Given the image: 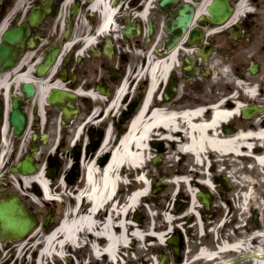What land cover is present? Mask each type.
Listing matches in <instances>:
<instances>
[{"label": "flooded vegetation", "instance_id": "obj_1", "mask_svg": "<svg viewBox=\"0 0 264 264\" xmlns=\"http://www.w3.org/2000/svg\"><path fill=\"white\" fill-rule=\"evenodd\" d=\"M161 1L0 0V43L10 27L24 26L27 36L23 45L16 46L19 65L11 74L9 94L28 116L25 150L35 140L39 146L37 163L42 157L49 159V173L60 185L55 187L71 193L86 186L89 164L100 169L108 162L139 101L148 113L154 109L177 113L178 129L161 128L150 141L151 150L160 156L156 165L159 179L168 175L167 166L175 173L190 174L193 185L201 184L199 179L207 172L210 228L211 221L222 218L216 204L264 202V162L259 165L257 161L264 156V0H228L232 11L220 23L207 19V0H169L160 6ZM64 5L69 11L60 16ZM187 6L193 7L195 20L184 30L177 28L171 37V18ZM35 7L41 10L37 22L31 24ZM203 14L205 19H201ZM171 44H175L172 49ZM170 54L172 63L166 72L161 65L154 87L151 71ZM47 57L52 63H46ZM41 65H45L42 75ZM124 77L126 88L116 103V90ZM28 83L34 85L33 95L23 91ZM58 91L74 96H65L59 104L51 102L49 96ZM186 114L195 123L207 121V159L202 164L196 165L193 154L185 148ZM234 137L238 153L220 151L208 141ZM17 151L14 143L7 161ZM7 161L0 168L4 174L0 203L20 194L6 180ZM245 174L250 178H242ZM31 185L35 192L36 184ZM256 190L260 197L252 200ZM247 193L250 196L246 197ZM20 196L37 226L40 213L28 196ZM70 203L75 200L70 198ZM51 212L42 222L46 230L58 220ZM258 218L252 215L247 221L263 228ZM35 228L27 234L29 240ZM243 229L253 232L248 225ZM1 234L0 223V239ZM236 234L245 233L236 230ZM12 244L10 237L2 244L11 257L16 253Z\"/></svg>", "mask_w": 264, "mask_h": 264}, {"label": "bare ground", "instance_id": "obj_2", "mask_svg": "<svg viewBox=\"0 0 264 264\" xmlns=\"http://www.w3.org/2000/svg\"><path fill=\"white\" fill-rule=\"evenodd\" d=\"M109 10H107L108 13ZM109 14V13H108ZM107 14V15H108ZM108 23V21L106 20ZM173 59V54H170L166 60L155 64L151 71L153 76V86H156L158 78V70L163 65V72L168 71ZM121 95V93L119 94ZM191 114V113H190ZM198 113L196 112L195 115ZM220 115V112L217 114ZM187 118V144L185 148L192 153L198 162H204L206 159L207 149V121L193 122L188 114ZM178 115L175 112H164L162 110H154L152 113L140 111L130 122L127 132L122 136L121 140L114 146L112 156L103 168H97L95 164L89 165L86 186L78 188L76 195L81 200L82 195L86 196L88 201H83L80 208L77 205H67L63 208V218L61 222L52 230L47 232L45 236L44 245L38 254L37 263L42 264L43 261H48L52 258H64L68 252L67 248H78L79 243L86 240L85 234H88L89 239L95 241L98 238V243L91 244L93 254L97 257L107 256L113 261L118 260V251L124 250L128 246L130 240H137L143 242L146 233L141 229V225L129 219L130 212L136 210L144 198L150 195L151 184L146 178L145 173L141 171L144 169L149 155L148 143L153 137V133L161 128L177 130L179 127ZM212 147L219 148L220 151L238 153V139L226 138L215 140H208ZM262 165L264 156L258 158ZM133 169L137 170V178L141 183V188L136 192L129 194L127 188H123L122 192L116 193L118 186L127 182L132 174ZM205 173V172H204ZM206 174V173H205ZM173 174L170 183L181 184L182 181L188 179L182 176ZM144 180V181H143ZM37 181L42 188L43 197L50 199V193L55 192L53 182L43 176V172L34 177L25 178V183ZM188 182V181H187ZM29 186L28 184H26ZM188 190L193 196L190 210L195 212L197 206H200L195 198V188L190 187ZM246 197L250 193L245 194ZM84 200V199H83ZM150 207V206H149ZM104 209L106 212L99 211ZM197 213V212H195ZM105 215V216H104ZM104 216V217H103ZM155 216V215H154ZM199 216V214H198ZM165 220L170 223L175 219L171 213L165 212ZM102 218V219H101ZM203 224V222H199ZM172 225L169 226L166 232L157 231L159 228L154 225L152 229V236L159 244H166L167 235L173 231ZM33 234V233H32ZM97 235V236H96ZM263 232H256L254 237L263 239ZM151 239V237H147ZM90 242V241H89ZM88 244V243H87ZM87 244L85 247H87ZM251 246L244 247L240 242L235 244H223L219 247V251L210 252L206 247L201 248L195 259L204 258L206 260H214L220 256L221 253L229 251L241 252L245 249H251ZM66 249V250H65ZM254 253L258 254L255 263L264 264V249L256 248ZM226 261L225 264H229ZM143 264H160L159 262L149 261L143 259ZM183 264H189L184 262Z\"/></svg>", "mask_w": 264, "mask_h": 264}, {"label": "rangeland", "instance_id": "obj_3", "mask_svg": "<svg viewBox=\"0 0 264 264\" xmlns=\"http://www.w3.org/2000/svg\"><path fill=\"white\" fill-rule=\"evenodd\" d=\"M138 78V77H137ZM136 78V79H137ZM135 79V80H136ZM54 145V144H53ZM52 145V147H53ZM150 147H152L150 145ZM149 153V155L156 156L159 152L155 151L154 149L152 150V152L150 150L147 151V154ZM57 159L59 160V154H56ZM51 158V157H50ZM41 159V163L44 161H49V159H47L46 157H42ZM152 159V158H151ZM191 160V159H190ZM9 161H12L11 158ZM173 161V159H172ZM40 163V166H41ZM10 162L8 163L9 166ZM43 165V163H42ZM144 171L146 170L148 172V179L152 181V179H157L156 183L151 186V191H150V195H152V198H146V200L142 201V204L136 208V210H132L130 212L129 215V219L131 221L137 222L141 225V229L144 230L145 233L147 234H152L149 233L152 231V226L153 224H155V226H157L159 229L157 231L160 232H166L169 228L170 225H172L173 231L170 232V234H180L181 235V244H182V250L181 253L179 254V259H178V264H183V262H188L189 264H209V261H206L205 259L201 258L198 259L196 261H193V256L194 254L198 251L200 243L202 242L203 244L206 243L209 245H213V243H215V239H214V232H210L207 231V211L202 207V206H197V209L200 213H204V222H205V230L206 232L204 234H207V232H210L208 234H210V236H206L205 240L200 242L201 236L200 234V218H198L194 212H192L190 210V206H191V201H192V197L190 194V191L185 189L184 186H182V189H180L179 192H177L176 186H174L173 184L167 183V179L164 180H159V174L157 172V167L155 164L152 163V161H149L144 169ZM255 170V169H254ZM254 170L253 173H254ZM132 174L131 177H133L132 179V185L130 186H126L125 188H129V189H134L136 187L139 186V183L134 179V177H137V170L133 169L131 170ZM175 170L170 168L169 166L166 167V172L167 174L169 173L172 174ZM258 172V168L257 170H255V172ZM250 178L248 176V174H245V176H243L242 178ZM253 177V176H252ZM162 184L167 185V187L165 189L162 190H157L156 194H153V189L157 186L160 187L162 186ZM16 187H17V191L19 193L22 194H30V196L32 198H34V200H31V198H28L30 202L34 203L36 210L40 213L41 215V222L39 223V226L34 230L33 234H38L35 235L33 237V240L28 242L27 244H25L26 246L24 247V249H22V253L21 255L25 254L23 259L20 260L17 259L15 264H36L37 263V258H38V251L40 250V248L43 246V241L45 240V236L47 235V232H49L50 230H52L57 224L55 223L48 231L45 230L44 225L42 224L43 220H44V216L47 214V212L50 211V208H59V213L61 212L62 208L70 205L69 204V200L66 199V197L64 196V194H62V192H59L62 196V198H64V200L66 199V201H64L65 203L63 204H58L57 206L52 205H46L45 204V198L43 197V194L40 193V195H36L33 191H31L29 189V187L24 186L22 184V182L20 183V180L18 179V182L16 183ZM259 190L254 191V195L252 197V200H255L256 198L260 197L259 196ZM58 193V195H59ZM26 196V195H25ZM251 200V201H252ZM251 204V202H250ZM150 206V207H149ZM219 204H216L215 208L216 210H219L221 215L224 213H226L228 211L227 207H218ZM254 208H257L258 212H259V220L261 221V224L264 226V202L262 201H255L254 202ZM238 209H240L239 207H235ZM236 211V209H235ZM249 211V210H248ZM165 212H169L171 213V216L175 219V221L173 220V222L171 221L170 223L168 222V220H165L164 214ZM237 212V211H236ZM158 215H155L157 214ZM60 215V214H59ZM155 215V216H154ZM61 217V216H60ZM240 217V215H236V217H234L235 223H238V218ZM230 218V215L227 216V219ZM241 219H243L244 221L248 220V213H245L243 215H241V218L239 219L240 222H244L241 221ZM233 220V221H234ZM155 221V222H153ZM209 222V221H208ZM213 221H211L212 223ZM210 223V224H211ZM225 223H229L228 221H225L220 227H218V225L216 224V227L219 228L218 232L220 234H223L224 236H226V234H234L231 229V227L229 226V224H225ZM228 225V226H227ZM251 230L253 231L252 234H255V232L257 231L256 228V223L255 222H248L247 224ZM212 226V224H211ZM210 226V228H211ZM215 227V226H213ZM215 227V228H216ZM234 227V226H233ZM235 228V227H234ZM225 229V232H224ZM242 231H244L245 234H249V231L241 229ZM258 230H261V228H258ZM86 236V240H88L86 243H88L87 247L85 248H67L66 252H68L67 254L72 256V260L68 261L67 258L64 259H59L56 258V260L54 258H50L48 261H43L42 264H48V262L52 263V264H88V263H93V262H98V264H107L109 263V259L108 258H97L94 254L93 251L90 247V243H93L95 241H98L97 239L95 241L89 239L90 236H88V234L85 235ZM203 239V238H202ZM132 240V239H131ZM90 241V242H89ZM152 242V247L150 246L149 250L143 249L141 250L140 247L143 246L146 242V246L148 245V242ZM151 241H144V242H139V241H134L132 240L134 246H133V250L135 251V257L132 258L131 254L129 256L128 263L126 264H140L142 263L143 259L146 258H151L152 256H154V258L157 259L160 258L159 255L155 254L154 250L156 249H163L164 254L167 255L163 260L166 264H177L176 262H174L173 258V251L172 248L168 245V244H159L158 241L153 238ZM220 242V240H218ZM131 242V243H132ZM213 247L210 246V249H212ZM256 248H263L264 249V239L260 240L259 242L257 241L252 249H256ZM126 250L130 251L129 248H127ZM224 254V253H223ZM239 254L241 253H236V252H227V254L223 255L220 259H228V258H235L237 256H239ZM222 255V254H221ZM163 262V264H164ZM237 264H256L254 261L252 260H248L245 262H241V263H237Z\"/></svg>", "mask_w": 264, "mask_h": 264}, {"label": "water", "instance_id": "obj_4", "mask_svg": "<svg viewBox=\"0 0 264 264\" xmlns=\"http://www.w3.org/2000/svg\"><path fill=\"white\" fill-rule=\"evenodd\" d=\"M163 4V3H162ZM210 12L212 13V20L215 22L222 21V14L228 11V6L225 4V0H214L212 5L209 7ZM230 10V8H229ZM37 14V10L33 12ZM32 16L31 21L35 22V16ZM178 25L182 24V21L179 20ZM24 32L21 29H12L6 32L4 36L5 44L0 45V73L7 70L8 68L14 65V56L16 51L13 50L7 43L18 42L21 37H23ZM44 66H40V72L43 70ZM28 95L33 93L34 88L31 84H26L23 89ZM67 95L65 92L54 93L50 96L52 102L61 101L62 97ZM13 111L10 115L11 126H15V133L19 134L21 128L26 123V116L21 112L19 105L16 100L13 102ZM1 110V104H0ZM36 169L34 165V158L31 155L18 162L16 166L12 167V171H22L24 173H32ZM198 197L205 204L206 209L209 208V203L207 201V193L198 192ZM0 220L3 227L4 233L14 234L18 236L19 234H25L33 225L32 218L28 217L24 210L23 203H20L18 199L14 198L10 201H5L0 205ZM178 240H171V243L177 244Z\"/></svg>", "mask_w": 264, "mask_h": 264}]
</instances>
